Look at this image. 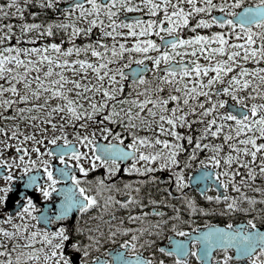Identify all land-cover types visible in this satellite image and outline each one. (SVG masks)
Here are the masks:
<instances>
[{"label": "snow or ice", "instance_id": "1", "mask_svg": "<svg viewBox=\"0 0 264 264\" xmlns=\"http://www.w3.org/2000/svg\"><path fill=\"white\" fill-rule=\"evenodd\" d=\"M33 3L44 17L0 23V264H264V0H6L0 17ZM93 207L127 212L104 231L79 222ZM215 213L243 222L194 223Z\"/></svg>", "mask_w": 264, "mask_h": 264}, {"label": "flooded vegetation", "instance_id": "2", "mask_svg": "<svg viewBox=\"0 0 264 264\" xmlns=\"http://www.w3.org/2000/svg\"><path fill=\"white\" fill-rule=\"evenodd\" d=\"M255 0H245V3L248 4V3H254ZM186 8H187V4L185 2V5H184ZM38 8L35 9L34 11L38 12V19L41 18V17H44L46 14L44 12H41L40 9H39V6H37ZM218 12V10H216ZM50 18V15L49 17ZM147 18V17H145ZM195 19L196 17H193L191 19V23H195ZM23 22H31L30 21V14L28 11H24V21ZM217 30H220L218 26H212L211 29H208V28H202V27H198L196 29V31H203V32H207V33H210V31H217ZM182 35L184 36H187L189 34H194L192 32L191 29H185L182 33ZM155 38V37H154ZM45 39H49L47 37H44L42 39H38L36 41H34L35 44H40V43H43ZM129 40L131 38H128ZM29 42L27 41H22L21 42V46H25V45H28ZM79 43V41H78ZM66 46V44H65ZM151 54V53H149ZM202 59V58H201ZM150 64V61L148 62ZM132 66H135V64H133ZM249 66H254L253 64H251V62H249ZM128 89L125 88V92H127ZM202 98V97H201ZM231 103V100H229V104ZM198 127V125H193L192 126V132H193V135H196V128ZM183 130V129H181ZM210 141H213V142H217L214 140V138L212 137H209L208 138ZM222 139V137H221ZM225 150H227L226 146H225ZM207 152L206 150H201L200 153H199V156H204L206 155ZM211 167V166H209ZM103 168H99L95 171H93L91 173V175L88 177L89 179H91V176H94V175H100L102 172H103ZM188 172H192L193 176H195L198 172V169L196 168V165H195V162H193V165L190 169L187 170ZM16 175L19 176V170L17 169L16 172L14 173ZM154 175H157V176H161V177H165L168 175V173L166 171H157L155 173H152ZM241 174H243V170L241 172ZM121 175V178L124 179V180H135L137 177H136V174H128V173H123L121 171L120 173ZM186 177H187V172H186ZM141 179L144 178V176H141L140 177ZM240 177H237V179L239 180ZM4 180H3V177L0 176V183H3ZM15 184L17 185V190H22L23 188V184L22 182L17 179V181L15 182ZM193 184H197V182L195 180H193ZM253 187H255V185H253ZM161 186L159 184H155L152 186V188H148V187H144L143 188V191L145 193H148V192H151L152 195H153V199H158V200H163V199H167L170 203H178V198H177V193L175 192L174 189H170L172 191V196L171 197H168L167 196V193L160 190ZM243 190V189H242ZM30 191V194L33 190H29ZM186 192H188V194L192 195L194 194L196 196V199L198 202L200 203H204V200H203V197L200 196L199 192H196L194 188H192L191 186L187 187L185 189ZM207 194L209 195H216V194H221L223 195V189L222 188H209L207 189ZM229 194L231 195H235L236 193L234 192H230ZM246 194L248 195H259V193H253L251 191V189L247 190ZM118 196L120 194H117ZM55 196H58V193H54L52 196H50L48 199L49 200H52L55 198ZM36 201H37V209H36V212L39 213V212H44L46 210H50L53 205L52 204H47V207H45V201L43 199H41L39 196L36 197ZM146 204H147V200L145 199L144 201ZM16 203H19L18 201H16ZM149 208L152 207V205H148ZM159 207H166L165 205L161 204ZM18 210V209H17ZM133 210H139L138 208H135ZM168 211V215L171 216V210L170 209H167ZM125 212H127V209H117V211L114 213L115 216H116V220H113V221H108L107 220V214H105L101 219H96V216H99L100 215V212H99V209L96 208V207H93L90 211H88L86 214H84L81 218H80V224L84 227H91V226H94V225H101V227L103 228L104 231H107L108 230V224L109 223H117V221L125 215ZM186 215H185V219H186ZM232 219L234 223H242V217L240 214H236V215H231V216H228V217H223L220 215V213H215V214H208V215H195L193 217V220H194V223L199 226V228L202 230L204 227H205V221H211L212 223L216 224V223H226L228 219ZM21 218H18V217H14V222H18ZM77 217L75 214H73L70 218L71 222L74 223L76 221ZM147 219L149 220H154L156 219V217L154 216H150V217H147ZM31 224H36L37 227H40V228H43L44 227V224L42 222H38L36 221L35 219L31 220L30 221ZM124 223L125 225H128V226H135V225H129L128 224V221L127 219L124 220ZM258 226H260V222L258 221ZM185 227H188V228H192V225H189V224H186V225H183ZM0 227H8L9 230H12L10 228V226L6 223H4L3 221H0ZM261 230H264V226H261ZM174 235V234H173ZM86 241V234L85 236L83 237ZM121 238V236L118 234L117 237L115 238L117 241ZM123 238L127 239L128 237L127 236H124ZM165 239H167V233H165ZM22 242V241H21ZM158 243H162V241H158ZM10 247V245H9ZM103 247L104 248H109L110 247V250L111 249H115L116 248V243H113V242H109V241H106L104 244H103ZM93 254H95V250H93ZM215 254V253H214ZM196 264H198V262H196Z\"/></svg>", "mask_w": 264, "mask_h": 264}, {"label": "trees", "instance_id": "3", "mask_svg": "<svg viewBox=\"0 0 264 264\" xmlns=\"http://www.w3.org/2000/svg\"><path fill=\"white\" fill-rule=\"evenodd\" d=\"M0 2H6V0H0ZM20 2L21 3H23V0H20ZM38 5H35L34 3L30 6V7H28V8H25L24 9V11H28L29 12V14L32 12V11H34L35 9H37L38 7H37ZM32 17H31V15H30V21H32ZM12 22V23H14L15 25H19V24H21L23 21H24V19H23V21L20 19V18H18V17H0V23H3V24H7V23H9V22Z\"/></svg>", "mask_w": 264, "mask_h": 264}, {"label": "rangeland", "instance_id": "4", "mask_svg": "<svg viewBox=\"0 0 264 264\" xmlns=\"http://www.w3.org/2000/svg\"><path fill=\"white\" fill-rule=\"evenodd\" d=\"M16 31H19V29H17ZM72 55H75V54H72Z\"/></svg>", "mask_w": 264, "mask_h": 264}, {"label": "water", "instance_id": "5", "mask_svg": "<svg viewBox=\"0 0 264 264\" xmlns=\"http://www.w3.org/2000/svg\"><path fill=\"white\" fill-rule=\"evenodd\" d=\"M133 67H135V66H133Z\"/></svg>", "mask_w": 264, "mask_h": 264}]
</instances>
